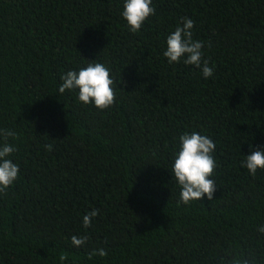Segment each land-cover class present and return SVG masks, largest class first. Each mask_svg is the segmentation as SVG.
I'll return each mask as SVG.
<instances>
[{"label": "trees", "instance_id": "16d2710c", "mask_svg": "<svg viewBox=\"0 0 264 264\" xmlns=\"http://www.w3.org/2000/svg\"><path fill=\"white\" fill-rule=\"evenodd\" d=\"M124 2L0 0V129L17 133L19 165L0 194V264H220L229 248L264 264V170L242 166L264 148V0H152L136 34ZM182 17L212 77L163 55ZM90 62L110 69L109 109L59 92ZM185 132L216 144L211 201L178 205Z\"/></svg>", "mask_w": 264, "mask_h": 264}, {"label": "clouds", "instance_id": "9594fccd", "mask_svg": "<svg viewBox=\"0 0 264 264\" xmlns=\"http://www.w3.org/2000/svg\"><path fill=\"white\" fill-rule=\"evenodd\" d=\"M152 5V0H125L122 16L127 21L128 29L131 33H139L144 22L154 16L156 10ZM182 26H177L175 31L167 36L166 50L163 55L169 64L180 63L193 65L202 71L205 79L214 75L213 68L209 67V62L203 59L202 48L204 42L193 39L194 22L182 17ZM211 47V42L208 43ZM62 83L59 92L63 94L66 90L73 91L78 89V100L84 105L92 104L97 109H109L116 103V89L114 80L111 78L110 69L104 64L90 62L86 67L79 71L70 70L60 77ZM16 139L17 133L0 129V138L3 140L0 146V194L7 195L8 189L19 179V165L13 163L10 157L18 151L11 143L9 138ZM44 147L52 151V145L46 144ZM216 144L206 135L197 132L183 133L179 136V151L175 155L172 172L181 189L179 204L189 205L194 201H200L205 196L208 200H213V195L217 189L214 175L217 164L213 153ZM248 172L255 177L257 170H264V148L253 150L242 162ZM99 215V210L95 209L83 217L85 229L91 226L92 218ZM258 232L264 234V226H260ZM89 237L83 235L77 237L73 235L71 242L76 247L84 246ZM99 255L107 256L104 249L94 250L90 257ZM65 261L66 257H61ZM220 264H257L253 253L247 255L236 253L232 249H227L225 254L220 257Z\"/></svg>", "mask_w": 264, "mask_h": 264}]
</instances>
